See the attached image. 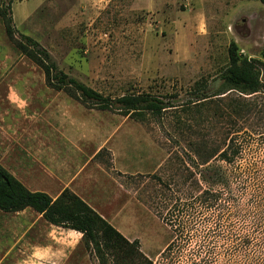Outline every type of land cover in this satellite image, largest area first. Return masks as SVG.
<instances>
[{
    "label": "rangeland",
    "instance_id": "1",
    "mask_svg": "<svg viewBox=\"0 0 264 264\" xmlns=\"http://www.w3.org/2000/svg\"><path fill=\"white\" fill-rule=\"evenodd\" d=\"M12 15L17 37L38 41L70 77L112 99L152 94L168 108L142 120L87 109L47 87L0 20V115L8 121L0 136L6 129L20 138L28 109L25 116H36L30 131L46 135L42 144L73 151L75 170L88 166L85 187L82 179L74 183L78 195L125 238L138 240L151 264H264V68L254 95L228 91L220 81L232 44L242 57L264 62L260 0H14ZM230 134L240 151L234 208L209 222L212 230L219 224L218 243L201 261L188 250L179 259L162 257L172 236L154 210L158 178L180 180L194 159L191 141L223 145ZM22 144L30 152L39 148ZM50 184L42 186L50 191ZM0 264L99 262L81 235L53 228L28 209L0 212Z\"/></svg>",
    "mask_w": 264,
    "mask_h": 264
},
{
    "label": "trees",
    "instance_id": "2",
    "mask_svg": "<svg viewBox=\"0 0 264 264\" xmlns=\"http://www.w3.org/2000/svg\"><path fill=\"white\" fill-rule=\"evenodd\" d=\"M260 2L264 5V0ZM13 3L14 0H0V20L6 36L16 51L44 73L48 88L65 93L87 109L139 120L145 119L147 114L160 117L168 108L163 100L148 93L128 94L115 99L106 97L61 71L38 41L23 34L17 37ZM262 57L264 59V52ZM263 68L264 62L242 57L232 44L229 66L221 74L220 81L228 91L254 95L262 87ZM232 135L227 136L223 145L206 138L191 141L190 152L194 159L189 167L181 169L180 180L164 182L158 178L160 189L154 196V210L172 236V242L162 257L179 259L181 253L188 250L192 257L201 261L202 253L218 243L219 224L215 222L213 230L208 225L211 219L215 221L224 214L231 215L234 208L232 185L237 178L234 165L240 151L237 136ZM176 160L180 158L176 156ZM27 209L41 215L54 227L82 234L85 248L99 264H151L142 253L138 240L129 241L71 190L65 189L56 199L44 192H31L0 165V212L16 214ZM205 216L209 218L203 220ZM197 225L202 227L199 236L195 234ZM174 234H178L175 241ZM198 243L197 252L194 247Z\"/></svg>",
    "mask_w": 264,
    "mask_h": 264
},
{
    "label": "crops",
    "instance_id": "3",
    "mask_svg": "<svg viewBox=\"0 0 264 264\" xmlns=\"http://www.w3.org/2000/svg\"><path fill=\"white\" fill-rule=\"evenodd\" d=\"M24 109L26 112L22 111L23 114L21 115L24 116V118L20 117L24 122L22 124L23 130H20L22 132L20 138L16 137L15 139L14 137L9 136L6 134V129H4V135L0 136V165L9 171L31 192H44L53 199H56L65 189H69L78 195L76 189H74V183H78V181L82 179L81 185L83 188L85 187L88 180V166L79 165L75 170L72 157H76V154L73 151L62 152L61 148L59 151H55L51 148L49 149L50 145L46 142L47 138L44 133L38 136L30 131L29 127L32 125V119H35L36 116H31L30 114L25 116L28 109ZM6 116L8 115L6 114L5 117ZM5 120L6 118L4 119V115H0V124L2 126L8 124V121ZM11 128L12 127H9V129ZM44 139H46L44 141L45 144H42L40 141ZM22 143H27L33 146L39 144V148L38 150L30 152ZM56 143L57 142L55 141V144ZM41 144L43 146H41ZM47 179L49 181H54V184L48 186L50 191L45 190L42 186ZM78 196L81 197V195ZM82 199L84 200V198ZM16 214L18 215L19 213ZM39 217L42 218L41 215H39ZM50 226L58 228L52 225ZM77 234L82 236L80 233Z\"/></svg>",
    "mask_w": 264,
    "mask_h": 264
}]
</instances>
